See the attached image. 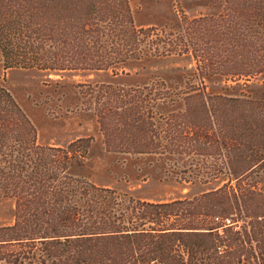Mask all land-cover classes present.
<instances>
[{"label":"trees","instance_id":"16d2710c","mask_svg":"<svg viewBox=\"0 0 264 264\" xmlns=\"http://www.w3.org/2000/svg\"><path fill=\"white\" fill-rule=\"evenodd\" d=\"M0 56L5 67L113 76L186 59L183 87L153 76L85 81L75 94L107 150L165 157L181 181L217 183L171 200L99 185L79 173L92 137L39 144L0 86V199L14 203L0 263L264 264V0L147 26L128 0H0Z\"/></svg>","mask_w":264,"mask_h":264},{"label":"rangeland","instance_id":"374dc122","mask_svg":"<svg viewBox=\"0 0 264 264\" xmlns=\"http://www.w3.org/2000/svg\"><path fill=\"white\" fill-rule=\"evenodd\" d=\"M136 25L175 23L182 14L197 17L216 14L223 0H128ZM188 61L171 57L157 60L145 68H134L128 74L111 75L110 71L50 73L38 69L5 67L0 56V86L5 87L22 108L36 130L42 145L65 146L83 137H92L87 159L79 173L89 180L128 192L147 200H171L190 196L213 187L191 184L179 179L178 168L165 157L152 154H128L107 150L92 110L77 102L76 85L85 81L143 84L153 76L166 84L183 87ZM219 90L220 83H209ZM264 96V85L259 88ZM78 105V106H76ZM14 220V203L0 199V226ZM0 264H4L3 262Z\"/></svg>","mask_w":264,"mask_h":264}]
</instances>
